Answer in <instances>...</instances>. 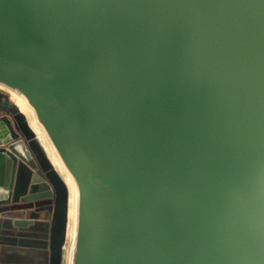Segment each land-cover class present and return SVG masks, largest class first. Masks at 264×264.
Masks as SVG:
<instances>
[{"label": "water", "instance_id": "obj_1", "mask_svg": "<svg viewBox=\"0 0 264 264\" xmlns=\"http://www.w3.org/2000/svg\"><path fill=\"white\" fill-rule=\"evenodd\" d=\"M0 83L75 180L72 264H264V0H0ZM2 94L0 217L62 264L67 181Z\"/></svg>", "mask_w": 264, "mask_h": 264}, {"label": "crops", "instance_id": "obj_2", "mask_svg": "<svg viewBox=\"0 0 264 264\" xmlns=\"http://www.w3.org/2000/svg\"><path fill=\"white\" fill-rule=\"evenodd\" d=\"M11 96L10 98L15 100L17 105L26 113L25 109L29 108L23 100L14 93ZM26 116L28 118L27 113ZM38 135L40 142L55 164L57 159H55L50 144L45 137L43 139L40 134ZM46 234L47 231L41 224L14 226L10 223L9 218L0 217V264H45L44 261L47 256Z\"/></svg>", "mask_w": 264, "mask_h": 264}, {"label": "rangeland", "instance_id": "obj_3", "mask_svg": "<svg viewBox=\"0 0 264 264\" xmlns=\"http://www.w3.org/2000/svg\"><path fill=\"white\" fill-rule=\"evenodd\" d=\"M0 88H4V89L8 90V88L2 84L0 85ZM10 90H8V94L11 96L12 93H10ZM1 91L2 90H0V99L4 100L5 95L2 93L6 94L7 92L2 91V93H1ZM17 96H19V95L17 94ZM19 98H21L23 100V102L25 103L24 99L21 96H19ZM25 105L27 106L26 103H25ZM29 109H27V108L25 109L26 113L28 114V118H27L26 114L16 112L17 113L16 114L17 125L19 127L23 128L25 130V132H27L30 139H32L31 142L34 143L33 145L35 147L37 145H39V149L41 150L40 155H43L46 152V150H45L43 144L40 142V139H39L38 135H36V133L40 134L43 139H44V136H43L44 133H43L42 129L38 126L37 122L34 119V116L32 115V113H30ZM31 126L34 129H31ZM51 150H52V148H51ZM53 153H54V151H53ZM47 155L49 157L48 153H47ZM54 155H55V153H54ZM43 157H45V155ZM55 159H57L56 155H55ZM55 165L57 166L58 170L60 171L62 176L67 181V184L69 187L68 224H67L66 242L64 244V248H63V252H62V264H72V253H73L74 240H75L74 213H75V207H76V189H75V185H74V192H73V185L71 182L72 179L71 180L69 179L68 174L63 169L62 165L60 164V162L58 160H57V162H55Z\"/></svg>", "mask_w": 264, "mask_h": 264}, {"label": "bare ground", "instance_id": "obj_4", "mask_svg": "<svg viewBox=\"0 0 264 264\" xmlns=\"http://www.w3.org/2000/svg\"><path fill=\"white\" fill-rule=\"evenodd\" d=\"M0 84L4 85L3 83H0ZM4 86H6V85H4ZM10 89H11V92H12V93H14V94H16V95L18 94L19 96H21V97L24 99L25 103L27 104V106L30 108V110L32 111V113H33V115H34L33 108L31 107V105H30L29 102L27 101L26 97H25L21 92L17 91L16 89H13V88H10ZM14 101H15V100H14ZM15 102H16V101H15ZM16 104H17V102H16ZM34 119H35V121L37 122L38 126L42 129V131H43L45 137H47V135H46V133H45L43 127L39 124V122H38V120L36 119L35 115H34ZM50 144H51V143H50ZM51 148H52V150L54 151V153H55V155H56V157H57V160L60 162V164L62 165L63 169H64V170L66 171V173L68 174L69 179H70V180L72 179L71 182H72V185H73V192H74V185H75V189H76V207H75V213H74V226H75V233H76V220H77V196H78L77 186H76L75 180L73 179L72 175H71V174L69 173V171L66 169L65 165L63 164V162H62V160L60 159L58 153L55 151V149L53 148L52 145H51ZM65 242H66V241H65ZM74 242H75V240H74ZM63 248H64V247H63Z\"/></svg>", "mask_w": 264, "mask_h": 264}, {"label": "trees", "instance_id": "obj_5", "mask_svg": "<svg viewBox=\"0 0 264 264\" xmlns=\"http://www.w3.org/2000/svg\"><path fill=\"white\" fill-rule=\"evenodd\" d=\"M0 90L8 93V91L6 89H4V88H0Z\"/></svg>", "mask_w": 264, "mask_h": 264}, {"label": "built area", "instance_id": "obj_6", "mask_svg": "<svg viewBox=\"0 0 264 264\" xmlns=\"http://www.w3.org/2000/svg\"><path fill=\"white\" fill-rule=\"evenodd\" d=\"M8 90H10V88H8ZM8 90H7V91H8ZM10 93H11V90H10ZM29 111H30V110H29ZM30 113H32V111H30ZM32 115H33V113H32ZM33 116H34V115H33Z\"/></svg>", "mask_w": 264, "mask_h": 264}]
</instances>
